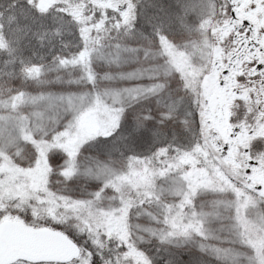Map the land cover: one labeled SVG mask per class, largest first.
<instances>
[{"label":"snow or ice","instance_id":"obj_1","mask_svg":"<svg viewBox=\"0 0 264 264\" xmlns=\"http://www.w3.org/2000/svg\"><path fill=\"white\" fill-rule=\"evenodd\" d=\"M22 2L0 264H264V0Z\"/></svg>","mask_w":264,"mask_h":264},{"label":"trees","instance_id":"obj_2","mask_svg":"<svg viewBox=\"0 0 264 264\" xmlns=\"http://www.w3.org/2000/svg\"><path fill=\"white\" fill-rule=\"evenodd\" d=\"M49 4V0H39V4L36 6L38 8H46ZM27 9L23 5L22 0H15V7H9V0H0V25H3V29L0 30V58L7 57L8 61L14 62L24 57L25 59L32 55L29 50L27 42L24 44L23 51L17 53L12 51L16 48L15 43L17 37L24 35L23 29L25 24L30 23L31 16L35 13H28L27 18L25 13ZM11 17V19H9ZM59 25H53V27H58ZM27 39L32 41L35 45L36 38H33L32 33L28 34Z\"/></svg>","mask_w":264,"mask_h":264},{"label":"flooded vegetation","instance_id":"obj_3","mask_svg":"<svg viewBox=\"0 0 264 264\" xmlns=\"http://www.w3.org/2000/svg\"><path fill=\"white\" fill-rule=\"evenodd\" d=\"M246 15L250 20L257 23L259 27H264V17H262L261 20L257 21V19H256L257 12L256 11L249 10V12ZM237 55L241 56V57H247V55H248L247 47L245 46V47L239 48Z\"/></svg>","mask_w":264,"mask_h":264},{"label":"rangeland","instance_id":"obj_4","mask_svg":"<svg viewBox=\"0 0 264 264\" xmlns=\"http://www.w3.org/2000/svg\"><path fill=\"white\" fill-rule=\"evenodd\" d=\"M211 2H213V3H221L222 0H211ZM0 44H1V43H0ZM13 83H15V81H13Z\"/></svg>","mask_w":264,"mask_h":264}]
</instances>
